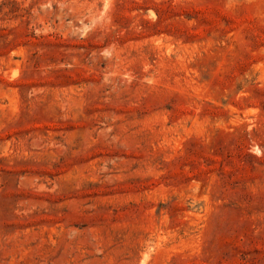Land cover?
Returning <instances> with one entry per match:
<instances>
[{"label":"rangeland","instance_id":"rangeland-1","mask_svg":"<svg viewBox=\"0 0 264 264\" xmlns=\"http://www.w3.org/2000/svg\"><path fill=\"white\" fill-rule=\"evenodd\" d=\"M0 264H264V0H0Z\"/></svg>","mask_w":264,"mask_h":264}]
</instances>
